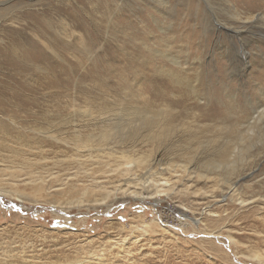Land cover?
Masks as SVG:
<instances>
[{"label": "rangeland", "instance_id": "1", "mask_svg": "<svg viewBox=\"0 0 264 264\" xmlns=\"http://www.w3.org/2000/svg\"><path fill=\"white\" fill-rule=\"evenodd\" d=\"M187 1L0 0V48L22 34L56 66L13 87L35 107L0 103V264H264V130L242 127L264 108V16L195 0L189 17ZM28 13L46 17V38ZM4 60L0 83L19 72ZM92 97L110 109L107 145L99 127L81 131L86 146L71 128ZM147 112L180 128L161 141L158 121L138 127ZM226 149L224 164L213 154Z\"/></svg>", "mask_w": 264, "mask_h": 264}, {"label": "bare ground", "instance_id": "2", "mask_svg": "<svg viewBox=\"0 0 264 264\" xmlns=\"http://www.w3.org/2000/svg\"><path fill=\"white\" fill-rule=\"evenodd\" d=\"M204 1L206 2L207 5H209L208 4V1L209 0L208 1L207 0H204ZM219 1H220V3H219L220 4V8L223 7V10L224 9H228L230 6L234 9V12L233 13L231 12L232 15L230 16L231 19H233V20H239V17L242 16L241 13L239 12L240 9L238 10L236 8L235 3L243 8V13L245 15H250L249 18H248V20H254L255 19V16H256V18H261V17L264 16L263 15L264 13L263 14L262 13H259L262 10V8L264 9V0H219ZM233 1H234V3H233ZM155 2L156 3H159L160 5H163V6H166L167 4H169V0L168 1L167 0H158V1L155 0ZM197 6L198 5H196L195 0H188L187 1V7L185 8V12L188 14L189 17L191 16V14H192V12L194 10H195V12L196 11H199L200 12L202 10L201 7H199V6L197 7ZM23 8L25 9V7H23ZM53 9H54L55 13L57 15H59V17H61V19L65 18L67 20H72V21H75L76 22V19L77 18H75V16H73V14H71L67 10H64V9H61V8H53ZM207 9H208V7H207ZM213 9L215 10V8H213ZM233 9H232V11H233ZM236 13H238L240 16H238ZM6 14L9 15V13H6ZM22 15H23V18H24L26 24L29 27H33L34 29H36L37 30L36 32H38L40 34L41 38H46L45 33L42 31L43 24L45 22H47V19H46V17L44 15H42L43 17H40V16L36 15V13H28V14H22ZM0 16H2V18H3L4 13H2ZM5 16H7V15H5ZM219 16H220V14H219ZM235 16H237V17H235ZM211 19H213V21H216V18L211 17ZM61 21H63V20H61ZM216 22L218 23L217 28L218 29L220 27L222 28V25L219 22V20H217ZM240 22H242V21H240ZM213 25H214V23H213ZM58 28H59V30H61L63 28L62 23L60 24V26ZM225 28L226 29H229V31L230 30L233 31V28H231V27H225ZM236 31H238V29ZM234 34H235V36L236 35L238 36L239 33L234 32ZM39 40H41V39H39ZM16 41H17V44L13 45L12 43H15ZM1 42L2 41L0 40V43ZM12 43H10L11 44V47H9V48H7V47H6V49H1L0 48V72H1V70L3 68H5V70H7L8 67H12V68L14 67L13 64H11V60L10 61L9 60H4L3 61V57L5 55L8 56L9 58H10V56L13 57L14 62L16 63V65L18 67L17 69H19V72L16 71V69H15V72H14L15 75L9 74L8 81H4V82L2 81L0 83V103L3 102L5 105H6V102H8L7 103L8 105H11V104H14L15 103L18 106V108H20V109H26L27 106L33 108V107H35L36 104L33 101L32 102L29 101V103H27L26 100L20 99V97H21L20 94H18V93L15 94V91H14V88L13 87H16L18 84H21L20 82H23V78H22V75L23 74L26 77V76H29V74H31V73H37V71H43L41 69L42 64L46 65V68L44 69L45 73H47V75H45L46 77L50 76V72H51L50 68L53 70V69L56 68V66H55L54 60L51 61L49 59L47 53H46V50L41 47V45L42 46L43 45L45 46L44 43L41 44L36 39H34V38H27L26 36H24L22 34H19V36L17 37V40L13 38L12 39ZM46 43L47 44H54L53 41H50V42L47 41ZM49 47L52 50L51 53L53 54L54 47L51 46V45H49ZM10 53H11V55H10ZM109 60L110 59L108 58L107 59V62L108 63H110ZM64 75L65 74L62 72V78L61 79H63V80L64 79H67V78H70V79L72 78L71 71L69 72L70 77L65 78ZM42 77L44 78V76H42ZM172 77L174 79H180V75L178 73H173ZM46 80H47V78H46ZM68 81H70V80H67L65 82H68ZM179 84H181V83H179ZM2 94L9 95V97H11V98H9L10 101L9 100L8 101L4 100L5 97H2ZM6 97H8V96H6ZM21 98H23V97H21ZM24 99H27V98H24ZM85 100H86V104H87L86 105L87 111H80L81 114L79 113L80 114V117L83 118V121H82V124L83 125L81 124V126H80L78 124L77 125L75 124L71 128L74 130L73 133H75L76 135L80 134L77 137L78 139L76 140V143H83V145L86 146L87 144H90V142H88V141H90V138L88 136H82L81 135V131L83 129H87V128L91 127V126H93V127H99L100 129H103V131L104 130H108L109 132L114 131V129L111 126L112 125L111 124V121L107 117L108 113H110L109 112L110 109L109 108H105L107 106V103L104 102V101H98V100H96V98H93V97L91 99H85ZM0 107H1V105H0ZM75 112L78 113L77 111H75ZM253 112H254V115L251 117V119L248 120V121H246V123L242 126L243 127L244 137H245V135H248V139H252V137H253L252 135L256 134V133H254L256 131V129H258L259 133H260V131L264 130V108H259L258 110H255ZM150 114L151 113L141 114L140 116H138V119L140 120V121H138V127L140 129H142V130H147L146 131L147 133L148 132L151 133L152 132V129L151 128L155 124H157V121H158L159 122L158 123V126H160L162 128V132L160 133V137L162 139L161 141H163V139L165 137H167L168 134H171L169 132L176 131V130H178L180 128L178 126V124L176 125V121L174 119H170L171 116L168 119L165 118V115L161 116L160 118L158 116L155 117V118H152L150 116ZM47 126L49 127L48 133H51V134L53 133L54 134V132H57L56 129L55 130L53 129V126L54 125L52 123L49 122L47 124ZM63 126H65V124ZM222 128H221L222 130H230L231 129V128H228V126H226V125L223 126ZM109 132L104 131V134L102 133L103 135L100 136L101 137L100 138L101 142L103 144H105V145H107L106 143H108L111 140L110 137L108 136L110 134ZM262 136H264V135H262ZM147 138L150 139V135ZM243 140H242V142H243ZM161 141H159V142H161ZM210 143H212V141ZM134 144L135 143L132 144L133 147H135ZM109 149H111V148L109 147ZM228 150L229 149H226V150H223L222 152L216 151L215 154H213V156L215 155L217 157V159H219V160H221V158L224 159V160H222V161H224V164H225V161L228 162L231 159H234V158L236 159V155H235V157L232 156V157L228 158L229 157L228 156L229 155ZM247 158L248 157L246 156V158L243 159L240 162L241 164L240 163L237 164V161H232L228 165L226 164L227 166L225 167V170L222 171V173L225 174L224 175V178H222V180H225L228 183V182H230L228 180L229 179L228 177H230V176L232 177V176L238 175L241 172V167H239V166L240 165L243 166L244 164L246 165L247 162H248V159ZM208 159H209L208 160L209 165L211 166L210 163L213 162V159H210V158H208ZM125 160H126V158H125ZM214 163H216V162H214ZM224 164L221 163V164H217L218 166H216V167L213 166L214 168H212V169H213L214 172H211V173L212 174L213 173L214 174H217V173L219 174V172H220V168L219 167H221L222 165L224 166ZM245 165H244V168H245ZM185 170H188L187 167H186ZM188 171L191 173V169L188 170ZM237 184L238 183L234 184V186L236 187Z\"/></svg>", "mask_w": 264, "mask_h": 264}]
</instances>
